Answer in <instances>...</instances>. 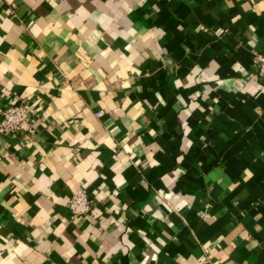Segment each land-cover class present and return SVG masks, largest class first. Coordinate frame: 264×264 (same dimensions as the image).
Returning a JSON list of instances; mask_svg holds the SVG:
<instances>
[{
  "label": "crops",
  "instance_id": "obj_1",
  "mask_svg": "<svg viewBox=\"0 0 264 264\" xmlns=\"http://www.w3.org/2000/svg\"><path fill=\"white\" fill-rule=\"evenodd\" d=\"M257 53L264 0L1 1L0 108L36 110L0 133V264H264Z\"/></svg>",
  "mask_w": 264,
  "mask_h": 264
},
{
  "label": "built area",
  "instance_id": "obj_2",
  "mask_svg": "<svg viewBox=\"0 0 264 264\" xmlns=\"http://www.w3.org/2000/svg\"><path fill=\"white\" fill-rule=\"evenodd\" d=\"M254 67L264 80V54L257 53L255 55ZM35 110L32 104L26 100L15 102L6 108H0V133H16L20 130L33 132L35 128L29 119V114ZM91 204L92 199L84 187L77 188L69 199V205L74 215L87 213Z\"/></svg>",
  "mask_w": 264,
  "mask_h": 264
}]
</instances>
